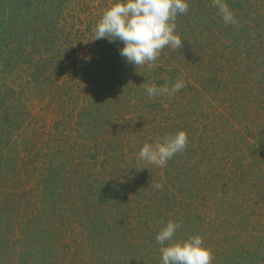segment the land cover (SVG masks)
I'll list each match as a JSON object with an SVG mask.
<instances>
[{"label":"rangeland","instance_id":"obj_1","mask_svg":"<svg viewBox=\"0 0 264 264\" xmlns=\"http://www.w3.org/2000/svg\"><path fill=\"white\" fill-rule=\"evenodd\" d=\"M116 2L0 0V264H162L169 220L212 264H264V0H225L235 26L187 0L183 48L137 68L92 40ZM179 131L166 166L138 160Z\"/></svg>","mask_w":264,"mask_h":264},{"label":"clouds","instance_id":"obj_2","mask_svg":"<svg viewBox=\"0 0 264 264\" xmlns=\"http://www.w3.org/2000/svg\"><path fill=\"white\" fill-rule=\"evenodd\" d=\"M212 6L218 9L225 25L239 23L225 0H212ZM188 10L187 0H117L102 14L92 40L108 38L112 42L118 39L124 44L120 55L128 63L136 68L146 64L151 66L164 48H183V40L175 32L176 19L178 14H187ZM183 87L184 82L177 80L171 88L145 85V91L154 99L160 95H175ZM187 144L188 136L184 131L166 135L155 143H145L138 153V160L164 167L177 153H182ZM154 187L161 189L163 184L158 182ZM179 227L178 223L169 220L155 237L161 245L162 264H212V251L203 245L199 235L183 241L174 240Z\"/></svg>","mask_w":264,"mask_h":264}]
</instances>
